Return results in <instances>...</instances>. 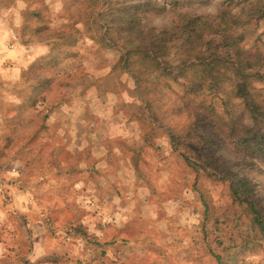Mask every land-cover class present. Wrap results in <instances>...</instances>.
<instances>
[{
	"label": "rangeland",
	"instance_id": "rangeland-1",
	"mask_svg": "<svg viewBox=\"0 0 264 264\" xmlns=\"http://www.w3.org/2000/svg\"><path fill=\"white\" fill-rule=\"evenodd\" d=\"M87 2L0 0V264H18L17 249L34 238L39 251V242L55 238L57 231L64 237L62 264H218L215 255H225V238L236 244L241 237L263 238L250 212L232 202L227 183L196 176L169 140L171 130L183 134L190 123L198 128L203 121L205 135L215 129L225 145L216 159H241L264 216V155L247 157L246 150L231 145L233 120L251 125L231 96L232 84L216 96L183 100L199 108L192 118L186 111L173 113L182 106L177 85L152 91L154 77L146 76L142 97H137L132 79L113 69L118 53L95 44L92 29L81 26ZM208 3L205 9L169 7L163 15L144 12L142 24L161 30L172 26L176 13L211 17L222 0ZM59 34L64 40H58ZM245 38L247 49L264 53V33ZM182 42L168 46V62L180 56ZM255 93L264 100V87L256 85ZM168 149L171 161L164 156ZM192 150L185 154L203 159L204 153ZM166 161L177 176L172 189L160 177L167 199L152 188V198L162 203L133 209L141 218L155 215L154 226L135 219L112 230L97 219L84 222L94 196L97 203L111 204L113 197L126 195L128 183L150 182L153 170L159 172ZM132 191L135 198L136 188ZM120 206L128 202L122 198ZM201 208L203 219L194 224ZM116 210L113 205L106 215Z\"/></svg>",
	"mask_w": 264,
	"mask_h": 264
},
{
	"label": "trees",
	"instance_id": "trees-1",
	"mask_svg": "<svg viewBox=\"0 0 264 264\" xmlns=\"http://www.w3.org/2000/svg\"><path fill=\"white\" fill-rule=\"evenodd\" d=\"M141 6L150 7L141 0H88L79 16L83 21L81 26H85L87 31L92 29L90 39L95 44L118 53L113 69L122 70L132 79L137 97H142L146 76L149 79L154 77L155 82H150L149 86L152 91L158 89L160 92L161 87L170 91L172 85L179 86L182 106L175 108L174 114L186 111L191 118L197 116L199 108L183 104V100L216 96L226 84H232L231 96L249 115L251 125L245 126L235 118L233 122L237 126L230 132L231 145L239 152L246 150L247 157L264 155V100L255 93L256 85L264 87V53L247 49L245 37L235 45L228 39L233 34L232 28L224 20L192 22L191 17L196 15L176 13L170 28H145L142 24L144 11L135 14ZM56 37L64 40L61 34ZM70 37L67 36L66 41ZM180 39H183L180 56L174 63L168 62V46ZM147 104L148 108L151 107L150 101ZM206 109L211 110L209 107ZM211 113L214 112L211 110ZM214 130L213 133L210 130L211 135H205L190 123L183 134L169 132L170 144L196 176L226 182L232 202L250 212L253 226L264 238V216L256 207L254 185L242 170L244 164L241 159L227 160L228 166L221 167L214 159L199 160L185 154V151L193 149L196 154L199 150L200 154L207 151L209 155H218L225 145ZM215 259L219 264L220 256L215 255Z\"/></svg>",
	"mask_w": 264,
	"mask_h": 264
},
{
	"label": "clouds",
	"instance_id": "clouds-1",
	"mask_svg": "<svg viewBox=\"0 0 264 264\" xmlns=\"http://www.w3.org/2000/svg\"><path fill=\"white\" fill-rule=\"evenodd\" d=\"M144 5H150V7H140L135 11L137 15L140 11L151 12L156 15H163L166 13L169 7L175 9L177 7L199 8L205 9L210 6L208 0H143ZM116 11H122L117 9ZM192 22L196 21H220L224 20L231 28L233 34L228 37L235 45H239L242 42V37H253L264 33V0H222V3L218 6V10L213 16H192ZM20 27L17 20L14 24V28ZM18 35V33H17ZM12 40L16 39V35L11 36ZM198 131L207 132V125L201 121L197 128ZM170 149L164 153L165 157H168V161L172 160L170 155ZM197 155H200V151H197ZM203 159H214L216 163L221 167H227V161L216 159L215 154L209 155L207 151L203 154ZM259 160L260 158L257 157ZM264 163V160H260ZM249 168L254 165L249 164ZM163 176L169 181L168 188L175 187L177 176L174 169L168 166L166 161L161 167L159 172L153 170V174L150 177V182L146 180H138L136 185L131 183L127 184L128 191L123 197H113L111 204L101 201L96 202V197H93V203L90 208L87 209L89 215L85 216L84 222L87 224L91 219H97L102 226L107 229L111 225L112 230L122 229L126 224H129L135 219H142V221L148 225H153L156 220V216L152 215L151 220L145 215L142 218L137 216V213L133 211L134 208H139L141 204L152 205L155 207L156 203H162V200L157 201L152 198L150 189L155 188L158 190V195L162 199H167L165 189L161 187L159 180ZM135 187L137 194L134 198L132 188ZM185 191H191V189H185ZM195 199L197 193H191ZM101 196L103 193L100 194ZM148 199H145V198ZM125 199L128 202L126 208L121 207V199ZM2 199V198H0ZM116 207V211L112 216H107L106 212L110 210L112 206ZM35 208V205H33ZM95 211L96 217H92L91 213ZM203 209L197 213L199 220L193 221L194 224H198L203 219ZM4 217V212L0 211V220ZM97 236H102L100 232L96 233ZM64 240L61 231H57L55 238L45 239L40 241V249L37 251V242L33 238L28 243V247L22 251L17 249L19 258L18 264H62L63 251L61 241ZM225 255L219 259V264H264V238L261 237H241L240 242L230 243L225 238ZM230 249V250H229ZM3 250V246L0 245V251Z\"/></svg>",
	"mask_w": 264,
	"mask_h": 264
}]
</instances>
